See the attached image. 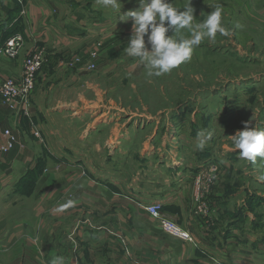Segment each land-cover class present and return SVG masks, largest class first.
Wrapping results in <instances>:
<instances>
[{"label":"crops","instance_id":"0c3cea01","mask_svg":"<svg viewBox=\"0 0 264 264\" xmlns=\"http://www.w3.org/2000/svg\"><path fill=\"white\" fill-rule=\"evenodd\" d=\"M99 1L0 0V42L16 33L24 38L16 58L0 56V77H19L23 58L35 45L49 55L36 75L28 116L45 115L47 101L52 115L84 119L85 64L67 67L69 53L89 51L85 38L99 31L105 47L129 21L123 24L119 15L112 19L116 23L105 22L115 9L105 10L102 20ZM23 117L0 100V144L4 128L17 136L14 147L0 153V264H50L55 256H63L65 264H264V219L234 226L226 207L213 224L194 212L192 186L201 170L175 161L162 166L152 159L157 150H146L139 169L124 173L120 181L96 177L61 156L37 163L30 142L33 129ZM55 146V141L44 144ZM216 196L219 202L231 201L221 192ZM21 201L30 203L29 211L15 209ZM152 202H159L193 241L163 232L144 209ZM249 225L256 230L249 232Z\"/></svg>","mask_w":264,"mask_h":264},{"label":"rangeland","instance_id":"374dc122","mask_svg":"<svg viewBox=\"0 0 264 264\" xmlns=\"http://www.w3.org/2000/svg\"><path fill=\"white\" fill-rule=\"evenodd\" d=\"M99 2L97 10L103 20L111 7ZM173 2L182 8L187 0ZM216 4L223 5L222 23L231 35L217 33L215 41L204 40L190 61L160 77H149L137 58L126 55L131 19L127 29H117L118 35L105 47L101 31L86 37L83 44L91 45L90 50L72 51L67 59L78 57L79 63L95 67L82 70L84 119L52 115L47 101H43L45 115L23 117L33 129L29 137L37 163L61 156L96 177L109 175L120 181L124 173L139 169L140 156L146 150H157L152 159L160 160L162 166L175 161L177 166L188 164L196 171L211 170L198 188L195 180L192 186L196 207H206L205 212H197L210 218V223L224 215L226 207L234 226L254 217L264 219V157L241 159L232 137L243 129L244 121L264 128V0H192L196 22L206 19ZM138 6L139 0H125L120 12L108 11L111 19L105 18V22L112 25L114 17ZM236 22L243 27L234 28ZM48 56L46 52L42 66ZM201 132L203 148L197 147ZM54 141L55 147L46 148ZM220 192L231 201L219 202L216 194ZM30 207L21 201L15 209L27 212ZM249 229L252 232L256 227L249 225Z\"/></svg>","mask_w":264,"mask_h":264},{"label":"clouds","instance_id":"9594fccd","mask_svg":"<svg viewBox=\"0 0 264 264\" xmlns=\"http://www.w3.org/2000/svg\"><path fill=\"white\" fill-rule=\"evenodd\" d=\"M101 2L105 7L120 12V0ZM119 18L125 22L131 18L132 32L125 53L137 58L149 77L168 74L190 61L194 49L206 39L215 41L217 33L226 37L231 35V30L222 23V4H216L202 22H196L192 0H187L182 8L173 0H139L137 8L124 12ZM242 27L239 22L234 24L236 29ZM243 123V129L232 136L240 158L252 161L257 156L264 157V128L253 125L251 120ZM203 136V132L198 133L199 148L204 146ZM50 264H65V258L55 256Z\"/></svg>","mask_w":264,"mask_h":264},{"label":"built area","instance_id":"2783aa9c","mask_svg":"<svg viewBox=\"0 0 264 264\" xmlns=\"http://www.w3.org/2000/svg\"><path fill=\"white\" fill-rule=\"evenodd\" d=\"M24 44V38L21 34L16 33L10 35L0 42V56L5 58H16ZM94 54V53H93ZM46 60V52L43 47L34 48L23 60L22 72L19 77L6 76L0 77V100L7 108L16 114L29 115L30 102L29 98L35 88L36 74ZM79 58L75 57L73 61L66 63L67 67L74 68L79 62ZM86 69L93 70V64H86ZM4 137V142L0 144V153L8 152L17 142L16 134L9 128H4L1 131ZM211 171L201 170L195 177L197 188L202 177ZM145 211L156 220L159 228L175 239L193 241L188 230L181 227L177 222L170 219L162 209L159 202L148 203L144 206ZM203 210L206 207L204 204L198 205L197 211Z\"/></svg>","mask_w":264,"mask_h":264}]
</instances>
